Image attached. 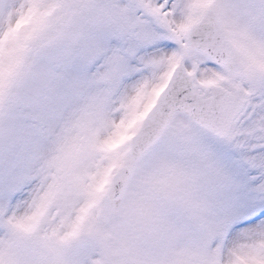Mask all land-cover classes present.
<instances>
[{"label": "snow or ice", "instance_id": "snow-or-ice-1", "mask_svg": "<svg viewBox=\"0 0 264 264\" xmlns=\"http://www.w3.org/2000/svg\"><path fill=\"white\" fill-rule=\"evenodd\" d=\"M0 264H264V0H0Z\"/></svg>", "mask_w": 264, "mask_h": 264}]
</instances>
